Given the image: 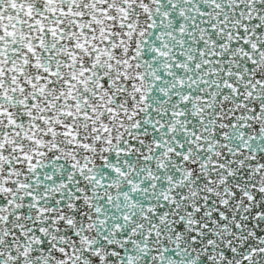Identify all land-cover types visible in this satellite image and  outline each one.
I'll list each match as a JSON object with an SVG mask.
<instances>
[{
  "label": "snow or ice",
  "instance_id": "6c2138e0",
  "mask_svg": "<svg viewBox=\"0 0 264 264\" xmlns=\"http://www.w3.org/2000/svg\"><path fill=\"white\" fill-rule=\"evenodd\" d=\"M0 264H264V0H0Z\"/></svg>",
  "mask_w": 264,
  "mask_h": 264
}]
</instances>
